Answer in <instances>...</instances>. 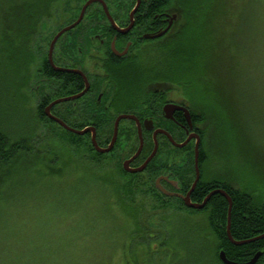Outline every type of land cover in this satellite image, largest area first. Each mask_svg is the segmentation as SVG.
<instances>
[{"label": "flooded vegetation", "instance_id": "1", "mask_svg": "<svg viewBox=\"0 0 264 264\" xmlns=\"http://www.w3.org/2000/svg\"><path fill=\"white\" fill-rule=\"evenodd\" d=\"M88 1L79 0L72 10L63 6L64 10L57 9L54 17L50 15V3L43 2L47 7L42 12V19L38 18L35 28L28 27L33 29L31 41L19 44L25 47L21 55L25 59L6 63V67L13 70L20 66L22 78L28 79L31 85L32 98L39 101L36 106L44 105L43 112L49 117L46 108L51 103L81 94L89 86L79 98L54 105L51 113L69 127L88 129L87 133L77 135L83 142L91 144L96 152L121 163L123 168L128 160L131 168L142 167L156 149L146 168L132 174L150 175L156 191L172 201L184 202L180 196L165 194L158 188L157 181L160 180V186L169 192L188 194L197 176V138L188 141L191 135L201 137V179L197 187L202 181H228L225 176L216 175L214 170L212 176L207 165L209 154L206 150H210V145L206 142H209L212 129V124L211 127L207 124L216 113L207 105L204 120L200 121L201 111L208 101L197 96L196 83L190 77L180 79L183 67L179 64V45L181 33L187 28L180 0H96L87 7L80 23L53 43L64 28L79 19ZM48 30L51 31L46 34ZM15 41L17 45L18 39ZM27 55H31V59H26ZM132 71L156 74L141 82L130 83L129 79H123L122 74ZM204 87V96L209 98L212 93L210 83L207 89L206 84ZM122 115L130 117L119 121L113 148L109 152H100L94 145L93 135L98 145L107 149L115 135L117 119ZM235 184L230 183L232 192L242 188L237 180ZM217 189L225 190L232 197V192L223 187H214L209 193ZM218 195L225 198L219 193L213 197ZM243 219L247 222L264 221V216L244 213ZM257 230L252 234L242 233L236 240H249L264 234ZM261 241L264 238L240 247L255 243L264 246ZM259 252L262 254L255 264H264V247L255 253ZM255 253L233 261L246 263L255 257ZM219 261V264H225L221 259Z\"/></svg>", "mask_w": 264, "mask_h": 264}, {"label": "rangeland", "instance_id": "2", "mask_svg": "<svg viewBox=\"0 0 264 264\" xmlns=\"http://www.w3.org/2000/svg\"><path fill=\"white\" fill-rule=\"evenodd\" d=\"M213 1L217 6L213 15L214 24L207 27L208 34L205 36L207 40L211 36V41H214L210 46V56L215 60V65L211 64V67H215L216 75L211 73L210 79L219 80L218 84L211 80V90H220L210 93L209 98L204 96V99L213 104L217 97L222 107L215 110V118L222 117L231 125L220 129L213 123L211 137L206 142L210 145V150H206L209 154L207 165L212 176L214 170L216 175H223L234 184L237 180L242 187L252 184L257 193L264 195V0ZM50 27L52 29V23ZM0 47V71H3L7 69L6 63L9 64V61L3 60L5 51L1 40ZM2 91L0 88V100L5 97ZM38 102L34 98V103ZM18 117L15 109L10 113L0 109L1 125L11 120L10 123L17 127L21 124ZM207 126L211 127L210 123ZM68 148L72 157H81L82 152ZM115 161L108 164L106 170L93 168L92 172L104 174L112 168L116 171ZM73 171L69 169L61 177L51 175L39 179L31 174L28 179L39 180L41 184L33 185L27 192L15 190L14 194L18 200L26 197L35 199V203H30V206L7 203L13 206L11 214L16 216L21 213L20 217H11L10 220L19 222L22 231L28 232L26 236L22 233L16 236L19 238L22 235V240L26 239L23 250H32V255L24 256L27 261L23 264H135L136 260L151 258H154L152 264H219L216 260L208 259L206 251L198 249L197 234H194L196 228L182 220L188 217L194 224H203V234L214 239L203 217L179 210L175 201L163 210L147 191V185H138L134 197L142 205L143 214L149 215L151 232H156L157 239L152 248H157L158 241H163L169 232L175 252L169 256V250L163 245L151 257V247L147 249L144 244L141 249L132 247L130 234L133 223L130 217L116 209L109 201L111 198L103 201L104 197L95 194L94 198L85 195L86 199L83 200L84 196L78 191L85 182L80 184L79 179L84 176L83 180L97 185L99 190H102V181L83 170L80 173ZM117 176L124 183L131 179L125 174ZM23 177L24 172L17 177V181L20 182ZM131 197L132 194L127 195L129 200ZM37 200L42 204L36 203ZM64 200L78 202L73 204ZM1 219L5 221L8 217ZM39 256H43L42 261L35 260ZM21 261L4 260L7 264H21Z\"/></svg>", "mask_w": 264, "mask_h": 264}, {"label": "trees", "instance_id": "3", "mask_svg": "<svg viewBox=\"0 0 264 264\" xmlns=\"http://www.w3.org/2000/svg\"><path fill=\"white\" fill-rule=\"evenodd\" d=\"M0 2H2L0 9V40L4 42L3 49L6 57L3 60L11 63L12 60L14 62L25 59V56H21L25 47L19 44L31 41L30 32L33 29L29 30L28 27L33 26L35 28L39 23L38 18L42 19L44 15L42 12L47 7L43 2L50 3V15L54 17L57 15L55 13L57 9L61 8L59 10H64L62 7L66 6L68 10H72L79 0H0ZM55 3H58V5L55 6ZM60 3H64V5ZM214 3L213 0H180L183 17L187 20V28L184 33H181L179 45V64L183 67V70L180 71V79L186 80L190 77L189 79L196 83V94L201 100L204 99V85L206 84L207 89L208 83H211V73L216 75L215 67H211V64L215 65V60H212L210 56V46H213L214 41H211L213 39L211 36L208 40L205 36L208 34L207 27L210 24L213 27L214 24L213 15L217 10V6ZM16 38L18 39L17 45L15 44ZM30 57L31 55H27L26 59H31ZM0 73H2L0 77L4 76L0 79V88L3 90L2 94H5V97L0 100V109L3 108L8 113L15 109V112L19 115L18 118L21 120V124L17 127L14 126V123H10L11 120L4 125L0 123V221H3L1 217H8L3 223H0V264H7L4 260H23L21 261V264H23L27 261L24 256L27 254L32 255L31 249L23 250L24 240L26 241V239L22 240V235L16 238L17 234L22 233L26 236L28 232L22 231L19 222L10 220L11 217H20L21 213H17L19 215L16 214L15 216L10 213V210L13 207L12 204L20 203L21 206H30V203H35V199H25L26 197H23L18 200L14 191L22 190L27 192L33 185L41 184L39 180H29L28 176L31 174L36 175L38 179L50 177L51 175L61 177L66 175L69 169L74 170V173H80L83 170L82 172L92 174L97 179H100L103 182H100L102 190H99L97 185L83 180L84 176L83 179H79L80 184L85 182L84 187L78 191L84 196L83 200L86 199L85 195L94 198L95 194L99 197H104L103 201L111 198L109 201L112 202L113 206L129 216L133 223L130 234V241H133L132 247L141 249L144 244L147 249L152 248L154 240L157 239L156 232H151L150 230L152 224L148 220L149 215L145 214L147 215L146 218L143 214L142 205L134 197L135 189L138 185L140 187L141 185H147V191L150 192L163 210L168 209V204L172 200L156 191L150 175L128 173L118 161L114 162L116 171L112 168L110 171H105L106 173L104 174L93 173V168L106 170L108 164L114 160H110L109 156L96 152L91 144L83 142L77 134L65 131L54 119L46 117L43 112L44 105L43 107L42 105H34L30 90L31 85L28 79L22 78L20 66L18 70L4 68ZM154 74L156 73L149 71H132L122 74V77L127 81L129 79L130 83H135L141 82L146 77L150 78ZM212 81L215 84L219 82V80L215 79ZM217 90H220V88H214L212 93ZM215 98L216 100H214L213 104H204V110L201 106L203 112L201 111L200 121L204 120L203 114L207 105L212 107L213 112L221 106L218 98ZM209 123L212 125L214 123L215 127L221 129L222 126V128L229 126L230 121H223L222 117H213ZM68 146L75 151L82 152L80 153L81 157L77 159L74 156L72 157ZM23 172L24 177L18 182L17 177ZM122 174L131 176L128 183L121 182V178L117 176L120 175L121 177ZM191 181L189 180L190 183ZM230 183L229 180H218L216 183L202 181L193 193V201L202 202L214 187H223L232 192ZM253 186L249 184L231 193L233 199L231 231L235 239L239 238L242 233L252 234L257 229L260 233L264 232V221L254 220L253 222H247L243 219L244 213L253 214V216L257 214L259 217L261 215L264 216V195L257 193ZM186 188L188 189L189 187ZM126 194H132L130 200ZM78 200L80 201V197ZM65 201H71L73 204L78 202L75 200ZM8 202H12V204L9 203L10 205H8ZM36 203L42 204L41 201ZM176 203L179 210L196 213L208 223V229L212 232L214 239H211L208 234H203V224H194L188 220V217H183L182 219L184 220L183 223L196 228L194 230V234H197L195 238L196 245H198L199 250L206 251L208 259L211 258L219 263V252L224 249L230 259L240 261L245 257H249L247 255H253L258 250L263 249L264 246H260L259 243L243 248L235 246L229 241L226 232L229 202L222 196L212 197L208 205L200 210L189 209L182 201ZM5 204L7 205L5 206ZM166 225L165 223V228H167ZM167 230L169 231V229ZM158 242L159 246L152 248L153 255L151 253V257L163 245L169 250V256L175 252V248L169 240V232L163 241L159 240ZM260 243L263 244L264 241ZM257 244L258 246L255 248ZM42 257H35L37 258L35 260L42 261ZM153 260L154 258L136 260L135 264H152Z\"/></svg>", "mask_w": 264, "mask_h": 264}, {"label": "water", "instance_id": "4", "mask_svg": "<svg viewBox=\"0 0 264 264\" xmlns=\"http://www.w3.org/2000/svg\"><path fill=\"white\" fill-rule=\"evenodd\" d=\"M94 1L96 0H90L86 3V5L84 6L83 8V11L79 17V19L74 23L72 24L71 26L67 27V28H64L57 36L56 38L54 39L53 43L59 38L60 35H62L64 32L74 28L76 25H78V23H80V21L83 19L84 17V14H85V11L87 9V7L93 3ZM53 45V44H52ZM60 70H65V69H61L59 68ZM89 86H87L86 90L84 92H82L81 94H78L76 96H73V97H68V98H64V99H59V100H56L54 101L53 103H51L47 108H46V113L49 117H51L52 119H54L56 122H58L61 126L67 128L68 130L76 133V134H79V135H83L85 133H87L88 129H85V130H76L72 127H69L67 125V123H65L62 119H60L59 117L53 115L51 113V108L58 104V103H61V102H64V101H68V100H74V99H77L79 98L80 96H82L88 89ZM126 117H130L128 115H122L120 116L118 119H117V122H116V132H115V135L113 137V140L110 144V146L107 148V149H102L98 143L96 142V138H95V135H93V142H94V145L95 147L97 148V150H99L100 152H109L111 151V149L113 148L116 140H117V137H118V125H119V121L122 119V118H126ZM193 137H196L197 138V142H196V150H195V164H196V180L194 181L191 189L189 190L188 194L185 196V195H182V194H179V193H172V192H169L167 191L166 189H164L162 186H160V180L157 181V185H158V188L161 189L165 194L167 195H177V196H180L183 198L184 202H185V205L189 208H193V209H204L209 201L211 200V198L216 195L217 193L223 195L225 198H227V200L229 201V209H228V217H227V234H228V237L230 239V241L232 242V244H234L235 246H242V245H245L247 243H250V242H254L258 239H261V238H264V234L261 235V236H258V237H255L253 239H249V240H236L233 235H232V231H231V226H232V209H233V200H232V197L223 189H217V190H214L212 191L211 193H209L205 199L202 201V202H193L192 198H191V195L192 193L195 191L200 179H201V171H200V145H201V137L199 135H191L189 136L188 138V141H190ZM142 150V145H141V148H140V151ZM139 151V152H140ZM138 152V153H139ZM156 153V149L153 153V155L149 158V160L142 166V167H139V168H131L130 167V160L128 161H125L124 162V169L127 171V172H130V173H138V172H141L143 171L146 166L148 165V163L151 161L152 157L155 155ZM262 253L259 252L255 255V257L246 262V263H241V262H236V261H233L231 259H229L227 257V254L224 250H222L219 254V257L220 259L225 263V264H255L258 260V257L261 255Z\"/></svg>", "mask_w": 264, "mask_h": 264}]
</instances>
